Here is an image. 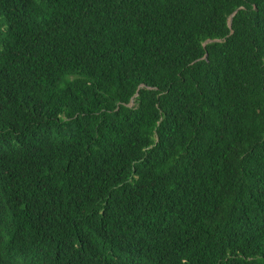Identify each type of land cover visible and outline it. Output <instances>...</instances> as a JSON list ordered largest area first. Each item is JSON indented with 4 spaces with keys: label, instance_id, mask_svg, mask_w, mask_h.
Wrapping results in <instances>:
<instances>
[{
    "label": "trees",
    "instance_id": "obj_1",
    "mask_svg": "<svg viewBox=\"0 0 264 264\" xmlns=\"http://www.w3.org/2000/svg\"><path fill=\"white\" fill-rule=\"evenodd\" d=\"M0 264H264V0H0Z\"/></svg>",
    "mask_w": 264,
    "mask_h": 264
},
{
    "label": "water",
    "instance_id": "obj_2",
    "mask_svg": "<svg viewBox=\"0 0 264 264\" xmlns=\"http://www.w3.org/2000/svg\"><path fill=\"white\" fill-rule=\"evenodd\" d=\"M234 13H235V11L229 16V20H230V17H231ZM210 41H213V40L207 39V40H205L204 43H207V42H210Z\"/></svg>",
    "mask_w": 264,
    "mask_h": 264
}]
</instances>
